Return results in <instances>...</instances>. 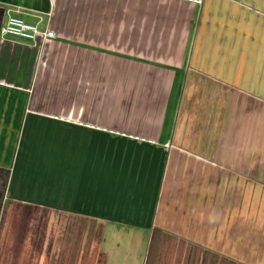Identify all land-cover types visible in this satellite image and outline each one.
Instances as JSON below:
<instances>
[{"label":"crops","instance_id":"obj_1","mask_svg":"<svg viewBox=\"0 0 264 264\" xmlns=\"http://www.w3.org/2000/svg\"><path fill=\"white\" fill-rule=\"evenodd\" d=\"M11 5L56 36H0V264H146L155 229L264 264V0Z\"/></svg>","mask_w":264,"mask_h":264},{"label":"trees","instance_id":"obj_2","mask_svg":"<svg viewBox=\"0 0 264 264\" xmlns=\"http://www.w3.org/2000/svg\"><path fill=\"white\" fill-rule=\"evenodd\" d=\"M10 175L11 170L9 168L0 166V220ZM193 252L195 254L193 264H199L202 252L201 264H242L209 250H202L198 247L193 248V245L169 236L160 229L153 231L146 264H188Z\"/></svg>","mask_w":264,"mask_h":264},{"label":"built area","instance_id":"obj_3","mask_svg":"<svg viewBox=\"0 0 264 264\" xmlns=\"http://www.w3.org/2000/svg\"><path fill=\"white\" fill-rule=\"evenodd\" d=\"M42 16L36 22L27 21L22 16V8L19 6H8L6 8V17L0 26V36L2 38L14 37L25 41L36 43L39 37L44 39L53 38L56 36L48 26L44 27L41 24ZM64 120L65 118H62Z\"/></svg>","mask_w":264,"mask_h":264},{"label":"rangeland","instance_id":"obj_4","mask_svg":"<svg viewBox=\"0 0 264 264\" xmlns=\"http://www.w3.org/2000/svg\"><path fill=\"white\" fill-rule=\"evenodd\" d=\"M31 227H32V230L34 229L35 232H36V223H32V224H31ZM31 227H30V228H31ZM36 253H37V249H34L33 254H31V258H32V260H33L34 258L37 257V256H36ZM2 261H4V260H2ZM34 262H35V261H34Z\"/></svg>","mask_w":264,"mask_h":264},{"label":"water","instance_id":"obj_5","mask_svg":"<svg viewBox=\"0 0 264 264\" xmlns=\"http://www.w3.org/2000/svg\"><path fill=\"white\" fill-rule=\"evenodd\" d=\"M0 26H1V24H0Z\"/></svg>","mask_w":264,"mask_h":264}]
</instances>
